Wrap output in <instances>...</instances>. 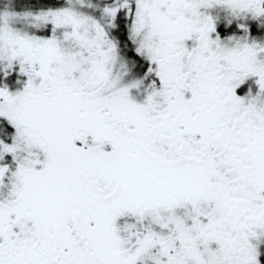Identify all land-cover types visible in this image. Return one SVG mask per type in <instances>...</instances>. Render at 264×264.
<instances>
[{"label": "rangeland", "instance_id": "obj_1", "mask_svg": "<svg viewBox=\"0 0 264 264\" xmlns=\"http://www.w3.org/2000/svg\"><path fill=\"white\" fill-rule=\"evenodd\" d=\"M65 1L35 13L23 5L0 14V72L4 80L15 77L0 85V127L6 129H0V168L10 163L0 188L18 193L26 182L56 174L50 186L65 196L56 207V239L76 248L72 234L81 244L71 257L60 249L54 264H258L264 254V98L256 92L229 96L230 109L219 102L185 129L201 133L194 140L166 134L171 128L162 123L183 111L173 90L190 69L181 61L182 38L193 27L185 12L198 0ZM92 5L99 18L133 10L129 37L145 67L113 51L112 39L86 9ZM252 19L264 20V2ZM199 51L190 66L200 90L214 80L227 85L233 72L225 67L245 64L230 49ZM255 82L261 86L262 77ZM76 100L88 102L84 108L92 118L84 119L102 125L122 149L117 155L133 156V165L109 161L108 149L84 158L86 147L68 151L66 160L58 156L57 164L31 120L46 101ZM104 107L120 115L106 119ZM77 137L85 146V137ZM56 164L73 171L85 195L77 210ZM75 211L91 223L92 239ZM2 242L0 264H17L18 258L5 254L14 245Z\"/></svg>", "mask_w": 264, "mask_h": 264}, {"label": "flooded vegetation", "instance_id": "obj_2", "mask_svg": "<svg viewBox=\"0 0 264 264\" xmlns=\"http://www.w3.org/2000/svg\"><path fill=\"white\" fill-rule=\"evenodd\" d=\"M263 2L264 0H198L196 4H192L186 10V17L193 21V27L182 38L186 54L181 61L189 65L190 69L184 73L182 84L173 90L177 98L182 101L180 110L183 111L162 122L164 126L171 128L166 129L169 130L165 132L166 134L177 132L183 139L185 137L186 139H198L201 137L200 132L189 134L185 129L193 120L202 118L207 110L214 109L219 102H224L228 109H230L231 105L234 104L228 101V97L231 95L243 99L247 96H252L251 93L254 94L256 92L259 93V98L260 96L264 98V20L260 23V21L252 19L253 9ZM130 7L133 8L134 6L131 5ZM221 13H223V18L221 17ZM95 14L92 12V19H96V24L105 31V36L107 35L112 39L113 51L116 50L119 54L124 53L126 59L131 61L132 55L125 53L127 45L133 54L140 57L135 52L134 41L129 37L133 10H131L128 16L123 11L115 12L114 17H103L102 15L99 18V14L98 16L97 14L93 16ZM119 15L124 24L126 34L123 41L115 31ZM106 29L108 32H106ZM227 49H230L235 54L234 59L243 60L245 64L231 66L230 68L225 67L227 71L233 72L232 80L227 85L214 80L208 84V88L206 85L205 88L202 87V90H200L197 86V81L191 78L193 69L190 66L197 59L198 55L201 54L199 50L203 53L206 50L215 53ZM133 60L136 61L135 63H140L135 58ZM248 61L254 62L255 65L257 64L260 67L254 66L253 68H249L246 65ZM221 62L226 65L229 63L226 59ZM220 68L225 71L223 67ZM257 76L262 77L261 86L255 82ZM2 78L3 80L5 79L4 76ZM14 78L9 77V80ZM156 88L157 86H154L151 91H156ZM195 90L197 94H195ZM46 102L48 106H43L46 108H36L34 115L36 118L31 120V123L41 139H44L48 145L51 155L56 161H59L58 156L64 160L68 159L69 157L66 155L68 151H76L75 149L83 151L81 149L86 147L83 154L79 152L84 158L93 156L96 150L104 153L108 149L107 153L109 152L111 156L108 157L109 161L114 163L129 161L133 165V156L128 154L117 155L118 150L122 149L114 146L112 139L108 138L109 135L105 133L102 125L84 119L92 118V114L84 108V104L88 103L87 101ZM72 105H76V107ZM77 105H79L78 107L81 110H75V108H78ZM104 108L103 112H106V119L110 117L115 119L113 116L118 117L120 115L111 112L109 107ZM5 125L10 130H14L12 124L7 123ZM129 125L133 126L132 124ZM0 129L6 131L3 125H1ZM77 134L85 137V141L87 142L85 146H80L81 140L78 139L79 137L74 138ZM95 136H100V139L96 140ZM93 142H97V148H95ZM209 155L211 156L210 152ZM60 163V161L57 162L58 165ZM5 164H8V169L0 178V186L6 180L7 172L10 168L9 162H5L3 165ZM57 164L55 171L61 174L67 184H69V188L72 190L69 201L75 204L74 208L76 207L77 210V207L83 206L85 195L74 180L73 171L68 169V173L64 172ZM57 179L56 174H53L46 180L43 178L38 180V184L32 179L31 182H26L27 186L18 193H8L0 188V240H3L2 244L10 243L14 245L12 250L15 249L17 252H20L21 257L15 256L12 250L5 252L6 256L10 254L16 259L18 258L17 264H23L26 261H28V264H42L43 262L45 264H54V256L56 257V255L61 254V250L64 251V255L71 257L76 252V249H78V245L81 244L76 239V235L72 234V239L75 241L73 246L76 248L62 246L58 244V240L56 239L59 232L55 223L58 220L56 207L61 199L65 198L62 192L50 186V184L57 183ZM73 212L71 215H73ZM84 215L80 213L78 217L79 220L85 223L87 235H90L92 239L94 237L93 227L90 222L87 223ZM73 216L77 217L76 211ZM68 221L69 225L73 226L71 223L72 218H68ZM75 231L71 230L70 232L75 233ZM19 240H23V242H18ZM82 240H84L82 241V244H84L86 240L88 241V238ZM20 245H22V249ZM26 253L29 255V260L31 261L24 256Z\"/></svg>", "mask_w": 264, "mask_h": 264}, {"label": "trees", "instance_id": "obj_3", "mask_svg": "<svg viewBox=\"0 0 264 264\" xmlns=\"http://www.w3.org/2000/svg\"><path fill=\"white\" fill-rule=\"evenodd\" d=\"M92 1H94V0H92ZM75 2H77V1L75 0ZM102 2L105 3V2H107V0L106 1L102 0ZM23 5H25L22 8V9H24V11L35 13V12L41 11V8L47 9V8H54V7L66 5V1L65 0H0V14L1 13H8L14 9H17L16 7H21ZM93 6L94 5L89 6L88 8L86 7V9L93 12L92 10H95L94 8H92ZM36 30H38V29H36ZM115 31L118 33V35L120 36V38L123 41L125 39L126 34H125L124 24L122 22L120 15L118 17V25H117ZM125 43H127V42H125ZM125 51H126V53H129L132 55L131 56L132 57L131 58L132 63L136 64L135 63L136 61L133 60L135 58L136 60L140 61V64H141L140 68L141 69L143 67H145V64L141 60V57H138L135 54H133L129 46L126 45ZM4 81L5 80H3L2 74L0 72V85L3 84ZM258 264H264V254H261V261Z\"/></svg>", "mask_w": 264, "mask_h": 264}, {"label": "water", "instance_id": "obj_4", "mask_svg": "<svg viewBox=\"0 0 264 264\" xmlns=\"http://www.w3.org/2000/svg\"><path fill=\"white\" fill-rule=\"evenodd\" d=\"M212 22V19H211ZM8 169V164L3 165V167L0 169V178L5 173V171Z\"/></svg>", "mask_w": 264, "mask_h": 264}]
</instances>
